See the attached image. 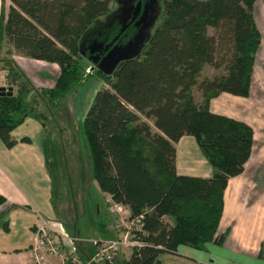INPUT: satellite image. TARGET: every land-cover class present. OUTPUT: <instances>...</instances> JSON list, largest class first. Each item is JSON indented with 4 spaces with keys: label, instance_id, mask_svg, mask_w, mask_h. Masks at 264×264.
Instances as JSON below:
<instances>
[{
    "label": "trees",
    "instance_id": "16d2710c",
    "mask_svg": "<svg viewBox=\"0 0 264 264\" xmlns=\"http://www.w3.org/2000/svg\"><path fill=\"white\" fill-rule=\"evenodd\" d=\"M254 1L163 0L161 19L141 51L105 72L80 62L79 39L109 12L110 0H10L7 10L2 0L0 41L55 62L59 70L52 85L34 86L5 58L13 93L0 90V139L13 146L11 130L29 114L45 121L27 97L31 91L58 103L88 76L103 80L84 113L83 131L92 176L109 203L126 206L128 219L142 215L140 229L131 232L143 244L130 250L125 264H161L159 254L176 252L180 244L201 248L224 240L225 233L217 231L224 191L229 178L244 169L253 128L212 111L209 101L223 91L249 93L261 40ZM205 64L219 72L202 74ZM184 134L195 138L212 175L176 171L174 143ZM5 201L0 192V204Z\"/></svg>",
    "mask_w": 264,
    "mask_h": 264
},
{
    "label": "crops",
    "instance_id": "0c3cea01",
    "mask_svg": "<svg viewBox=\"0 0 264 264\" xmlns=\"http://www.w3.org/2000/svg\"><path fill=\"white\" fill-rule=\"evenodd\" d=\"M7 3L10 4V0ZM1 5L2 0L0 10ZM5 58L13 59L25 72L41 65L52 70L50 76L40 75L34 79L29 76L34 86H50L58 74L56 63H42L44 60L23 54L4 39L0 41V71L5 78L8 67ZM215 72L208 64L202 69V74ZM257 78L251 76L248 95L223 91L210 99L209 106L212 111L242 119L253 128L252 147L244 169L229 178L224 191L217 229L218 233H225L221 245L230 255L248 252L264 262V107H261L264 83H257ZM99 84L103 86V83ZM195 98L199 100L200 96ZM48 131L45 121L29 114L11 130L12 138L17 140L13 146L7 147L0 139V192L6 198L0 204V212L7 210L0 219V264H30L29 234L41 217L61 222L65 231L77 238L82 257L93 252L95 240L114 238L125 229L112 226V215L106 207L108 197L92 171L85 176L78 172L75 175L78 179L73 175L69 182L66 180L62 164L56 156H51ZM23 136L29 140H20ZM174 144L178 173L212 175L214 168L200 153L193 136L184 134ZM76 193L79 206L75 203ZM125 215H129L128 208ZM4 221L7 229L3 226ZM126 249L116 257L115 264L125 263L130 253V249Z\"/></svg>",
    "mask_w": 264,
    "mask_h": 264
},
{
    "label": "rangeland",
    "instance_id": "374dc122",
    "mask_svg": "<svg viewBox=\"0 0 264 264\" xmlns=\"http://www.w3.org/2000/svg\"><path fill=\"white\" fill-rule=\"evenodd\" d=\"M139 3H141V0H137V3L133 2V0H110L109 12L100 16L98 21L94 22L90 29L84 32L79 39V49L81 52L79 59L84 66H88L92 63L87 55L88 52H90V47L88 45H92L95 40H101L103 37L110 39L119 27L120 22L126 21L129 18L128 15L131 10ZM3 4L7 10V0H3ZM145 5L146 11L139 20L140 22L136 23L137 30L135 32L133 31L134 33L132 31L128 33V35L124 37L123 43H121L123 47L133 43L124 51L122 57L135 56L140 52L147 43L153 29L161 19L163 0H146ZM253 15L256 25L260 30L261 40L255 53L252 75L253 77H258L257 83L263 84L264 0L254 1ZM44 62L45 61L42 63ZM51 63L55 64V62ZM21 69L25 72L22 67ZM215 71V73L219 72V70ZM25 74L28 77L30 76L31 79H34L40 75L50 76L52 75V70L45 65H41L36 69L26 71ZM1 82V85H8L4 75L1 78ZM100 82L103 83V85L105 84L103 80L90 75L79 87L70 91L69 94L58 103H52L46 98L42 99L35 91H31L27 96L30 103L35 104L36 109L43 111L47 116L45 124L46 127L49 128L47 132V141H50L52 150L51 156H56L58 162L62 164L64 175L68 182L73 175L75 176L80 173L81 176H85L88 171L91 172L92 169L91 157L83 131V116L95 91L102 87L99 84ZM14 88L16 87L14 86ZM194 93L196 97L200 96V91L197 88H194ZM261 101V107H264V99ZM148 120L152 123L151 119ZM198 149H200L199 146ZM201 151L200 153L203 155ZM69 170L72 172L69 173ZM75 177L77 178V176ZM108 198L106 201L107 208L110 204ZM75 203L77 206L80 204L77 193ZM126 209L127 207L125 206V212ZM125 212L123 215H125ZM127 221L128 220L124 217L123 223H128ZM123 223H119L118 228L123 229ZM82 244L84 245V243ZM88 244L90 245V243ZM126 250H129V248ZM159 259L161 264H264L262 259L255 255L248 254V252H244L240 255H230L223 245L212 241L205 242L201 248L180 244L176 252L165 251L160 253ZM120 264L125 263L121 261Z\"/></svg>",
    "mask_w": 264,
    "mask_h": 264
},
{
    "label": "built area",
    "instance_id": "2783aa9c",
    "mask_svg": "<svg viewBox=\"0 0 264 264\" xmlns=\"http://www.w3.org/2000/svg\"><path fill=\"white\" fill-rule=\"evenodd\" d=\"M3 74L0 71V85ZM108 210L112 215L111 224L114 228L123 223L124 231L114 238L95 240L93 252L82 257L78 252L76 237L67 233L59 221L41 217L30 231L28 256L30 264H115L116 257L122 249L140 246L143 241L134 237L133 228L140 229L141 214L128 219L123 215L125 206L111 202Z\"/></svg>",
    "mask_w": 264,
    "mask_h": 264
},
{
    "label": "flooded vegetation",
    "instance_id": "af4514ba",
    "mask_svg": "<svg viewBox=\"0 0 264 264\" xmlns=\"http://www.w3.org/2000/svg\"><path fill=\"white\" fill-rule=\"evenodd\" d=\"M145 1L141 0L133 10H131L128 15V19L126 21H122L119 24V27L114 32L113 36L108 39L107 37H103L101 40H95L92 45H88L93 48V51L89 48L88 56L91 59L92 63L94 60H97L95 64L98 62L99 58L107 52V50L115 43L121 44L123 43L124 37L128 35L131 31L135 32L137 30L136 23L140 18H142L145 10ZM133 2L137 3V0H133ZM133 32V33H134ZM86 49V48H85ZM86 52V51H85Z\"/></svg>",
    "mask_w": 264,
    "mask_h": 264
},
{
    "label": "water",
    "instance_id": "95a60500",
    "mask_svg": "<svg viewBox=\"0 0 264 264\" xmlns=\"http://www.w3.org/2000/svg\"><path fill=\"white\" fill-rule=\"evenodd\" d=\"M138 5V4H137ZM146 11V5H145V10H144V13ZM144 15V14H143ZM143 17V16H142ZM141 19V18H140ZM139 19V20H140ZM138 20V22H140ZM130 44H133V43H130ZM126 45L125 47L122 46V44H113L108 50L106 53H104L98 60V62L96 63V66L105 71V72H108L109 70H111L113 68V66L122 58H127V57H122L124 51H126V49L128 48V46L130 45ZM91 48V51H93V48ZM97 60H94V63L96 62ZM0 90L4 91V92H7L8 94H12L13 93V89H12V86L11 85H1L0 86Z\"/></svg>",
    "mask_w": 264,
    "mask_h": 264
}]
</instances>
